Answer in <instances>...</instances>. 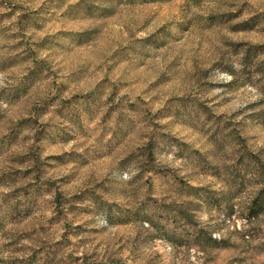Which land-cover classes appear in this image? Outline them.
<instances>
[{
  "label": "rangeland",
  "instance_id": "374dc122",
  "mask_svg": "<svg viewBox=\"0 0 264 264\" xmlns=\"http://www.w3.org/2000/svg\"><path fill=\"white\" fill-rule=\"evenodd\" d=\"M263 186L264 0H0V264H264Z\"/></svg>",
  "mask_w": 264,
  "mask_h": 264
},
{
  "label": "trees",
  "instance_id": "16d2710c",
  "mask_svg": "<svg viewBox=\"0 0 264 264\" xmlns=\"http://www.w3.org/2000/svg\"><path fill=\"white\" fill-rule=\"evenodd\" d=\"M149 152H150V149H149ZM261 193H262V196L264 197V186L261 188Z\"/></svg>",
  "mask_w": 264,
  "mask_h": 264
}]
</instances>
